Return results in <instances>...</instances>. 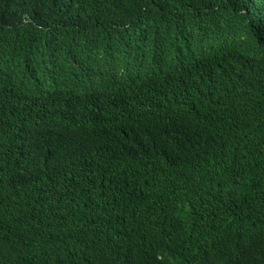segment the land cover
Returning a JSON list of instances; mask_svg holds the SVG:
<instances>
[{
	"label": "trees",
	"instance_id": "trees-1",
	"mask_svg": "<svg viewBox=\"0 0 264 264\" xmlns=\"http://www.w3.org/2000/svg\"><path fill=\"white\" fill-rule=\"evenodd\" d=\"M0 264H264V0H0Z\"/></svg>",
	"mask_w": 264,
	"mask_h": 264
}]
</instances>
